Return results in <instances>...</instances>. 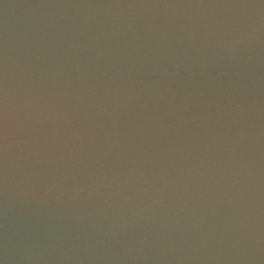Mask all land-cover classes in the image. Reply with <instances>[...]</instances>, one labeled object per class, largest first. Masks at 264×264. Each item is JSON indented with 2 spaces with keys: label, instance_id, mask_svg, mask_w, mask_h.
I'll list each match as a JSON object with an SVG mask.
<instances>
[{
  "label": "water",
  "instance_id": "1",
  "mask_svg": "<svg viewBox=\"0 0 264 264\" xmlns=\"http://www.w3.org/2000/svg\"><path fill=\"white\" fill-rule=\"evenodd\" d=\"M0 264H264V0H0Z\"/></svg>",
  "mask_w": 264,
  "mask_h": 264
}]
</instances>
